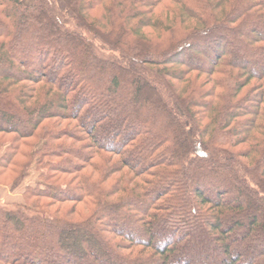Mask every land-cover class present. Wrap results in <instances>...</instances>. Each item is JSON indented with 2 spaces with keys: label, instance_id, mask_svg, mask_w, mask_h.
I'll return each mask as SVG.
<instances>
[{
  "label": "trees",
  "instance_id": "16d2710c",
  "mask_svg": "<svg viewBox=\"0 0 264 264\" xmlns=\"http://www.w3.org/2000/svg\"><path fill=\"white\" fill-rule=\"evenodd\" d=\"M163 1L0 0V134L16 136L0 144V176L15 189L38 173L22 202H0V264H264V0H167L179 8L157 15ZM91 89L124 104L88 98ZM133 110L147 116L141 131ZM52 119L78 125H43ZM152 129L164 139L146 151ZM64 202L91 215L77 222L45 208ZM194 220L212 244L194 242ZM245 225L238 254L230 235ZM48 229L59 231L53 246Z\"/></svg>",
  "mask_w": 264,
  "mask_h": 264
},
{
  "label": "rangeland",
  "instance_id": "374dc122",
  "mask_svg": "<svg viewBox=\"0 0 264 264\" xmlns=\"http://www.w3.org/2000/svg\"><path fill=\"white\" fill-rule=\"evenodd\" d=\"M169 7L173 8V9L179 8L178 4H176L174 2H171V1L165 0V1H163V3H161L160 5L155 7L154 12L157 15L159 14V15H162V16L164 15L165 16V14L168 13L167 11H169ZM97 10H99V9H97ZM96 14H97V12H96ZM100 14H102V13L100 12L97 15H100ZM245 29L248 31L249 29H251V27H247ZM260 30L264 34L263 27H260ZM22 31H26V29H23ZM32 32L33 31H31V30L29 31L30 34ZM144 33L145 34L153 33V30L152 29H146L144 31ZM30 34H28V32H27V34L23 33L24 39L29 38ZM232 46L233 45H232L231 41H228L227 48L228 49H232L231 48ZM51 53H53V49L51 50ZM71 53H72V56H73L74 60H76V62L78 64L79 63L81 64V62H82V57H81V54H80L81 53V49L78 52H73V50H71ZM189 54H190L189 57H190L191 62H196L197 63V62L201 61V63H203V66L205 68L208 67V61L206 59H204L203 56L199 55L197 51L192 50ZM72 56H71V58H72ZM30 57H31L30 52H26L25 55L23 56L22 60L27 61ZM256 70H258V69H256ZM197 75H198L197 72H194L192 74V76H193L192 78H196ZM78 77H81V75L78 74L77 72H73L72 79H76ZM199 77H200L199 78L200 82L201 81L202 82L207 81L205 75H201ZM123 81L124 82L122 84V91H120V92H123L124 89H126L127 83L129 82V80H127V82L125 83V81H126L125 79ZM173 83L177 84V85H181L177 81L173 82ZM27 85L33 86V84H30V83H27ZM206 87L210 88L211 84H207ZM245 91H248V89H246ZM86 96L88 98H90L92 96L93 97H97V98L100 99L101 103L104 102V101L107 102L108 97L110 96V98H112L115 101V104L113 105V107L114 106L115 107L116 106L119 107V105L124 104V102H123V94L122 95L121 94H119V95H117V94H109V93H106L105 90L97 91L95 89H91L89 92H87ZM103 106L105 107L104 104H103ZM129 110H131V109L129 108ZM149 110L152 113L155 111L153 105L149 106ZM138 114H139L138 111L134 112V110H133L132 113L129 112L128 114H126V116L129 118L130 116L134 115L133 117H135L136 120L139 122L138 123V130L141 131L143 126H145V124L143 123L145 121L144 118L147 117V116L142 118V117H139ZM206 123L207 122H205L204 124H206ZM18 124L20 126H23V127H27L29 125L24 118H20ZM43 125L60 131V130H65L67 128L69 129L70 127L74 128L78 124L76 122H74V121H61V120H57V119H52V120L45 121L43 123ZM151 133H152V135H151L152 137L150 139L151 143L147 146L146 151L150 149V147L152 146L151 144L153 142L160 141V140L164 139V137L162 136V132L159 131V130L157 131L155 129H152ZM15 138H16V136L13 135V134H0V144H9V143L15 142ZM26 141H27V143H30V144L36 142V140H34L33 138H29ZM61 142L72 144L73 140L64 139ZM55 143H58V142H55ZM242 148L243 147H238V148L233 149V151H235V153H238L239 151H241ZM20 149H21L22 152H25V153L30 152V149L27 148V146H24V145H22L20 147ZM146 151H143V153H145ZM1 155H2V153H0V156ZM17 159L20 162H22V163L25 162V158H23L22 156L20 157L18 155ZM95 161L101 162L98 158H95ZM144 161H145V159H143V162ZM83 171H84V173L87 176H89L91 178V181L101 184V186L103 188H110V186L114 183V180L113 181L104 182V183L99 181L100 176L90 166L83 168ZM117 177L115 179H118ZM61 178L63 180L68 181V180H71L73 178V175H62ZM12 180H13V176H11L8 172H6V173H4V175L0 176V182H1V184H0V202L2 204H12V203L19 202V201L22 202L23 201V199H22L23 196L22 195L25 192V190L28 187L35 186L36 183H38V173L36 172L35 168H32L29 176L26 177L23 180V182L15 189H12L10 186H6V185L10 184L12 182ZM221 180L226 185L231 183V181H232L230 178H225V177H222ZM230 199H232V200H234V202H236L237 198L235 197L234 193L227 195V202ZM48 201L49 200L45 199V200H43L42 203L45 204ZM232 204H234V203H232ZM254 204H255V206L260 205V203L257 202L256 200H254ZM45 208L50 213H52V214H54L56 216L65 217L67 219H70V220H73V221H77V222L83 221L86 217H89L91 215V211H92V207L85 205L83 202L54 203L52 206H49V207L48 206L46 207V205H45ZM71 210H73V212L70 214L69 212ZM190 217L193 218V215L190 214ZM206 222L207 221L204 220L203 223H206ZM194 225H195V227H190L189 228V232H191L194 235V242L198 246H203L204 242H207L208 244H212L213 243L212 242V238L214 237V234H212L210 232V229L206 228L205 224H202L201 222H198L197 220L196 221L194 220ZM41 230L45 231V229L43 227H42ZM47 231H48V233H47V237L45 238V245L53 246L54 245L53 240L56 237V235L57 236L59 235V231L58 230L57 231L56 230H51V229H48ZM247 232H248V227H247V225H245L243 228H236L234 230V232L230 235V240H231L232 244L236 245L234 247V249L237 251L238 254H242L246 250L244 245L242 244V239L245 237ZM26 233H28V232H26ZM28 234L32 236V232H30ZM134 234L135 235H133V236H135V237L138 236L137 233H134ZM91 236L94 237L95 239H97V237L95 236V233H91ZM251 243L254 244L253 241H251ZM123 253L129 254L130 252L129 251H123Z\"/></svg>",
  "mask_w": 264,
  "mask_h": 264
},
{
  "label": "crops",
  "instance_id": "0c3cea01",
  "mask_svg": "<svg viewBox=\"0 0 264 264\" xmlns=\"http://www.w3.org/2000/svg\"><path fill=\"white\" fill-rule=\"evenodd\" d=\"M10 191V190H9ZM10 193V192H9ZM20 202V201H19Z\"/></svg>",
  "mask_w": 264,
  "mask_h": 264
}]
</instances>
